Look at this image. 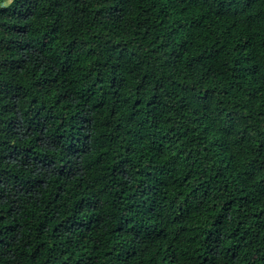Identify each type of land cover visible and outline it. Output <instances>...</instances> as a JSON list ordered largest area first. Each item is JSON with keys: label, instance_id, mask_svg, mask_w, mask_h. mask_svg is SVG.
<instances>
[{"label": "trees", "instance_id": "trees-1", "mask_svg": "<svg viewBox=\"0 0 264 264\" xmlns=\"http://www.w3.org/2000/svg\"><path fill=\"white\" fill-rule=\"evenodd\" d=\"M0 264H264V0H0Z\"/></svg>", "mask_w": 264, "mask_h": 264}]
</instances>
